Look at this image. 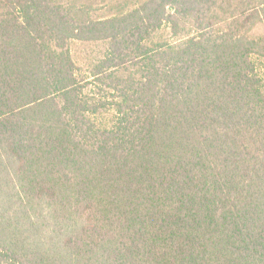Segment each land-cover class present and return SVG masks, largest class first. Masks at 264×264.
<instances>
[{
	"label": "trees",
	"instance_id": "1",
	"mask_svg": "<svg viewBox=\"0 0 264 264\" xmlns=\"http://www.w3.org/2000/svg\"><path fill=\"white\" fill-rule=\"evenodd\" d=\"M0 264H264V0H0Z\"/></svg>",
	"mask_w": 264,
	"mask_h": 264
},
{
	"label": "rangeland",
	"instance_id": "2",
	"mask_svg": "<svg viewBox=\"0 0 264 264\" xmlns=\"http://www.w3.org/2000/svg\"><path fill=\"white\" fill-rule=\"evenodd\" d=\"M62 2L66 4H83L90 8L91 14H93V16L106 17L116 13L119 10V7L123 4H126V6H131L135 3V0H62ZM74 49L78 52H81L82 54H85L86 52H89L91 48L82 44H78L77 46H74ZM97 49L99 51L101 50V48Z\"/></svg>",
	"mask_w": 264,
	"mask_h": 264
}]
</instances>
